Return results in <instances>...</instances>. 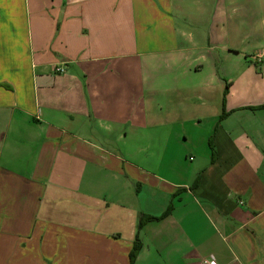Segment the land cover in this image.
<instances>
[{
    "label": "crops",
    "instance_id": "crops-1",
    "mask_svg": "<svg viewBox=\"0 0 264 264\" xmlns=\"http://www.w3.org/2000/svg\"><path fill=\"white\" fill-rule=\"evenodd\" d=\"M137 236L135 264H264V0H0V264Z\"/></svg>",
    "mask_w": 264,
    "mask_h": 264
},
{
    "label": "trees",
    "instance_id": "trees-1",
    "mask_svg": "<svg viewBox=\"0 0 264 264\" xmlns=\"http://www.w3.org/2000/svg\"><path fill=\"white\" fill-rule=\"evenodd\" d=\"M213 149V148H212ZM173 203L170 202L169 206L167 207V209L164 211V213L160 216H145V215H142L141 218H140V221H139V227L142 226L143 222L146 220V221H150V220H157V219H161V218H165L166 216H168L172 210H173ZM141 249V242H140V239L139 237L137 236L136 237V240L134 242V245L130 251V264H135V260H136V257L138 256L139 254V251Z\"/></svg>",
    "mask_w": 264,
    "mask_h": 264
},
{
    "label": "built area",
    "instance_id": "built-area-1",
    "mask_svg": "<svg viewBox=\"0 0 264 264\" xmlns=\"http://www.w3.org/2000/svg\"><path fill=\"white\" fill-rule=\"evenodd\" d=\"M58 71H63V68H58L57 69ZM240 203H243V201H240ZM205 264H218L217 262H216V260L215 259H213V258H211V259H206L205 261Z\"/></svg>",
    "mask_w": 264,
    "mask_h": 264
}]
</instances>
